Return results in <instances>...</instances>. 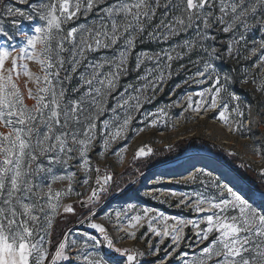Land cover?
I'll return each instance as SVG.
<instances>
[{
  "label": "rangeland",
  "instance_id": "obj_1",
  "mask_svg": "<svg viewBox=\"0 0 264 264\" xmlns=\"http://www.w3.org/2000/svg\"><path fill=\"white\" fill-rule=\"evenodd\" d=\"M198 138L264 179V0H0V264H264V192L207 147L100 197Z\"/></svg>",
  "mask_w": 264,
  "mask_h": 264
},
{
  "label": "trees",
  "instance_id": "obj_2",
  "mask_svg": "<svg viewBox=\"0 0 264 264\" xmlns=\"http://www.w3.org/2000/svg\"><path fill=\"white\" fill-rule=\"evenodd\" d=\"M207 147L211 153L217 158L223 160L227 164L234 167L235 171L253 188L257 191L264 192V179L261 177L255 169H252L242 163L240 159L235 157H230L224 150H222L218 145L206 141L204 139H190V140H182L178 142L172 149L168 148H159L154 152L150 153L148 156L144 158H140L135 161V165L128 168L123 173H109L111 175L110 181L108 182V188L106 191L101 192L100 197H104L105 199H109L112 197H116L119 199H131L133 194L137 192V188L141 183V178H139L143 173H146L152 167L160 164L163 161H171L173 160L177 154H181L188 148H203ZM172 150V152H171ZM174 150H178L177 153L173 152ZM89 212H86L81 216L84 219ZM85 223L83 228L88 226ZM76 223L75 219L67 218L64 220L63 218H59V221L54 226L52 232V246L55 250L58 247V243L63 238L65 232L69 230ZM90 232H94L95 235L99 238L105 251L107 252L108 257L116 258L119 255L117 249L114 248L113 240L108 237V235L103 233H98L91 229H88ZM130 264V263H129Z\"/></svg>",
  "mask_w": 264,
  "mask_h": 264
},
{
  "label": "bare ground",
  "instance_id": "obj_3",
  "mask_svg": "<svg viewBox=\"0 0 264 264\" xmlns=\"http://www.w3.org/2000/svg\"><path fill=\"white\" fill-rule=\"evenodd\" d=\"M196 208H197V207H196ZM204 212H205V211H204ZM187 224H189V223H187ZM182 226H183V225H182ZM189 226H190V225H189ZM188 228H189V227H188ZM156 236H157V235H156ZM165 238H166V239L164 240L165 242H167L169 239H171L170 236H166ZM176 242H177V241H176Z\"/></svg>",
  "mask_w": 264,
  "mask_h": 264
},
{
  "label": "built area",
  "instance_id": "obj_4",
  "mask_svg": "<svg viewBox=\"0 0 264 264\" xmlns=\"http://www.w3.org/2000/svg\"><path fill=\"white\" fill-rule=\"evenodd\" d=\"M105 174H107V172L105 171Z\"/></svg>",
  "mask_w": 264,
  "mask_h": 264
}]
</instances>
